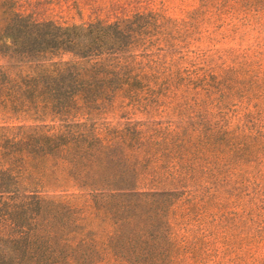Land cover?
Listing matches in <instances>:
<instances>
[{"label":"rangeland","instance_id":"rangeland-1","mask_svg":"<svg viewBox=\"0 0 264 264\" xmlns=\"http://www.w3.org/2000/svg\"><path fill=\"white\" fill-rule=\"evenodd\" d=\"M20 2L33 10L36 18L62 24L133 19L136 12L153 11L156 15L151 20H135L141 26L150 22L145 40L138 36L131 47L134 53H142L138 60L148 61L150 67L146 81L132 92L122 89L88 98L79 94L64 99L65 107L31 105L29 109L5 103L6 98L0 95V134L19 128L48 133L69 127L100 132L140 130L150 137L149 145H156L151 157H139L137 190L152 186L144 179L150 172L157 177L169 175L162 179L165 181L153 183L166 193L163 208L128 210L93 203L72 186L60 165L54 168L46 161L41 164L44 168L31 171L32 189L65 203L45 215L54 218L55 226L72 230V237L85 238L91 244L81 245L71 254H59L55 264H154L152 257L162 259L155 264H234L237 254L219 241L204 248L198 242L195 257L187 247L203 234L202 228L241 224L242 207L225 204L212 209L215 219L205 214L200 221L195 212L187 214L184 206L188 199L226 203L238 193L245 197L246 189L237 183L235 171L241 165L259 167L260 156L246 148L264 129V0ZM242 55L249 59L245 61ZM75 59L71 53L60 52L47 56L45 62L60 64ZM8 62L17 63L12 58ZM217 127L220 132L215 138H202L206 128ZM138 229L146 243L157 233L164 254H146L133 236ZM183 236L186 247L178 253ZM119 237L127 238L124 245L108 247L111 239L120 241Z\"/></svg>","mask_w":264,"mask_h":264},{"label":"trees","instance_id":"trees-1","mask_svg":"<svg viewBox=\"0 0 264 264\" xmlns=\"http://www.w3.org/2000/svg\"><path fill=\"white\" fill-rule=\"evenodd\" d=\"M154 14L136 12L133 19L62 24L36 18L35 12L20 0H0V95L6 98L5 103L10 101L29 109L31 105L65 107L64 99L79 94L88 98L122 89L132 92L146 81L150 67L148 61L138 60L142 53L136 54L131 48L138 36L145 40L150 22L141 26L135 20L148 17L151 20L156 17ZM147 47L146 44L143 49ZM60 52L71 53L76 59L46 64L47 56ZM11 58L17 63H9ZM242 58L249 59L246 55ZM249 61L253 65L254 61ZM62 95L65 98H60ZM219 132L220 127L206 128L202 138L210 140ZM146 136L135 129L100 132L96 128L78 127L56 133L19 128L14 133L0 134V264H55L59 254H71L81 245L91 247L87 239L72 237V230L55 226L54 218L45 215V211L65 207L64 202L42 197L32 189L31 171L44 168L41 164L46 161L54 168L60 165L66 170L72 186L93 203L128 210L163 208L166 193L153 183L165 181L162 179H168V173L157 177L149 171L150 176L144 179L152 186L137 190L136 167L142 165L139 157H151L156 145L155 142L149 145L150 137ZM246 149L260 159L258 168L241 165L235 171L237 183L246 189L245 197L238 193L226 203L207 200L193 203L188 199L184 206L187 214L195 212L200 221L205 214L215 219L212 209L228 204L242 207L244 214L241 224L202 228L203 234L187 247L194 257L198 242L204 248L219 241L237 254L234 264H264V129ZM174 211L172 207L171 218ZM154 231L157 232L156 227ZM140 234L139 229L133 231L146 254H164L157 233L150 237L149 243ZM118 240L111 239L108 247L124 245L127 238ZM186 242L183 236L177 245L178 253ZM150 261L155 264L162 259L152 257Z\"/></svg>","mask_w":264,"mask_h":264}]
</instances>
